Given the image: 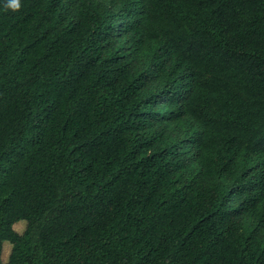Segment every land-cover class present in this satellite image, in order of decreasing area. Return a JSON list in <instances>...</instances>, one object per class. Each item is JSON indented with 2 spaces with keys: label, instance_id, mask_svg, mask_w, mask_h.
<instances>
[{
  "label": "trees",
  "instance_id": "1",
  "mask_svg": "<svg viewBox=\"0 0 264 264\" xmlns=\"http://www.w3.org/2000/svg\"><path fill=\"white\" fill-rule=\"evenodd\" d=\"M0 264H264V0H0Z\"/></svg>",
  "mask_w": 264,
  "mask_h": 264
},
{
  "label": "clouds",
  "instance_id": "2",
  "mask_svg": "<svg viewBox=\"0 0 264 264\" xmlns=\"http://www.w3.org/2000/svg\"><path fill=\"white\" fill-rule=\"evenodd\" d=\"M21 6V0H8V7L13 11H18Z\"/></svg>",
  "mask_w": 264,
  "mask_h": 264
},
{
  "label": "rangeland",
  "instance_id": "3",
  "mask_svg": "<svg viewBox=\"0 0 264 264\" xmlns=\"http://www.w3.org/2000/svg\"><path fill=\"white\" fill-rule=\"evenodd\" d=\"M113 0H97L100 4H112ZM25 223V222H24ZM19 231L23 230V225H18L16 227ZM8 246H5V249L7 250Z\"/></svg>",
  "mask_w": 264,
  "mask_h": 264
}]
</instances>
